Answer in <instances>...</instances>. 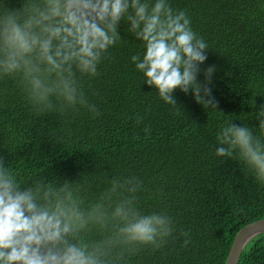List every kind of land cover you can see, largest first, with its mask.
<instances>
[{"label":"trees","instance_id":"1","mask_svg":"<svg viewBox=\"0 0 264 264\" xmlns=\"http://www.w3.org/2000/svg\"><path fill=\"white\" fill-rule=\"evenodd\" d=\"M21 3L0 0V13ZM168 3L186 12L209 47L197 80L204 82V69L215 66L206 86L217 109L179 88L172 93L175 107L164 102L131 61L145 48L122 21V39L109 48L98 75H78L96 117L79 105L66 115H37L17 81L0 78V158L24 183L80 180L87 173L89 198L108 178L138 177V207L166 212L174 231L162 248L144 247L124 264H224L235 233L264 217V185L235 156H215L217 133L227 121L253 126L260 135L255 116L264 103V0ZM181 231L189 232L187 246ZM238 264H264V233L247 243Z\"/></svg>","mask_w":264,"mask_h":264},{"label":"clouds","instance_id":"2","mask_svg":"<svg viewBox=\"0 0 264 264\" xmlns=\"http://www.w3.org/2000/svg\"><path fill=\"white\" fill-rule=\"evenodd\" d=\"M122 21L145 48L131 61L164 102L175 107L172 93L179 88L217 109L206 86L215 66L204 69V82L197 80L209 47L191 29L186 12L168 0H22L19 9L5 7L0 78H14L37 115H66L79 105L96 117L98 108L89 103L78 75H98L99 63L122 39ZM255 118L259 136L253 126L225 122L215 156H235L264 185V103ZM80 177L24 183L0 158V264H124L142 248L160 249L168 242L173 219L138 207L136 194L143 189L138 177L108 178L94 198L87 195L89 176ZM180 235L187 246L189 232Z\"/></svg>","mask_w":264,"mask_h":264},{"label":"water","instance_id":"3","mask_svg":"<svg viewBox=\"0 0 264 264\" xmlns=\"http://www.w3.org/2000/svg\"><path fill=\"white\" fill-rule=\"evenodd\" d=\"M262 233H264V217L241 227L233 237L224 264H238L239 258L247 243Z\"/></svg>","mask_w":264,"mask_h":264}]
</instances>
